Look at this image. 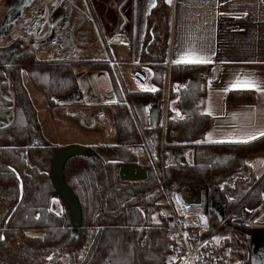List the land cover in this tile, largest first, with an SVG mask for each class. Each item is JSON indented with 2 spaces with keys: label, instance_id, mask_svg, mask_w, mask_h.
<instances>
[{
  "label": "trees",
  "instance_id": "1",
  "mask_svg": "<svg viewBox=\"0 0 264 264\" xmlns=\"http://www.w3.org/2000/svg\"><path fill=\"white\" fill-rule=\"evenodd\" d=\"M167 8L160 1L151 11L141 54V62L152 69L155 90L131 92L124 86L128 105L115 108L116 155H104L100 144L92 155L75 157L65 166V182L83 213L78 237L72 236L71 215L61 201L56 210L57 191L47 174L61 147L44 136L23 82L24 73L33 77L49 105L56 106V99L79 90L76 64L41 61L28 50L0 48V264H54L64 254L71 256L73 264H165L176 236L172 216L160 223L153 221L162 206L161 186L168 197L184 187L203 186L210 201L219 199L221 212L210 209L208 225L195 228L202 230L203 236L219 228L225 218L233 231H251L242 210L255 215L264 207V178L250 177L247 159L264 153V136L247 143H204L213 126L212 118L202 111L207 92L205 72L194 64H166L170 35ZM80 36L77 41L82 44L87 36ZM166 93L174 101L175 111L169 108L159 113L162 116L168 111L165 127L170 130L171 142L166 140L167 130L159 125V117L152 126L148 109L162 103ZM122 99L124 102L123 95ZM226 102L251 105L255 94L231 91ZM142 139L149 145L160 183L149 163L147 180L121 179V167L136 164ZM188 150L191 155L185 164L171 160V152ZM238 178H244L248 186L241 195L236 194L239 187L234 185Z\"/></svg>",
  "mask_w": 264,
  "mask_h": 264
},
{
  "label": "crops",
  "instance_id": "2",
  "mask_svg": "<svg viewBox=\"0 0 264 264\" xmlns=\"http://www.w3.org/2000/svg\"><path fill=\"white\" fill-rule=\"evenodd\" d=\"M160 1L168 7L170 35L166 64H194L205 72L207 92L202 111L212 118L213 126L206 133L204 143H247L263 137L264 0H129L134 18H130L129 27L114 32L108 40L115 55L113 60L109 57V62L114 70H119L122 83L131 92L155 90L151 83L152 69L141 62V54L149 15ZM197 57L208 62L177 63ZM245 82L255 87L249 88ZM243 90L254 92L253 104H227L229 92ZM163 99V108L169 110L165 106L169 101L168 93ZM170 102L175 111L174 101ZM167 113L165 111L159 121L165 131ZM182 152L185 161L188 160L191 150ZM177 153H170L172 161H176ZM260 173L259 178L264 176V170ZM168 200L164 198L162 206L171 205L173 217L180 219L185 227L205 228L208 225L211 208L207 188L184 187L173 200ZM244 213L251 231H235L242 239L240 246H233L229 238L223 240L246 264H264V207L258 208L255 215L247 210ZM223 221L220 227L227 226ZM252 234L254 241L250 238Z\"/></svg>",
  "mask_w": 264,
  "mask_h": 264
},
{
  "label": "rangeland",
  "instance_id": "3",
  "mask_svg": "<svg viewBox=\"0 0 264 264\" xmlns=\"http://www.w3.org/2000/svg\"><path fill=\"white\" fill-rule=\"evenodd\" d=\"M7 1L8 0H4V3ZM66 1L67 0H38L39 3L37 5H34V13L26 12L22 13L21 15L16 14L19 19H17L18 17L16 18L14 13H12L11 15L15 17L16 20L12 21L8 25L10 27L7 28L4 33L0 32V34H2V37L0 38V48L6 45L14 48L16 42L24 43L32 39L33 48L31 49L33 50V52H35L39 60L68 61L73 63L74 65H77L74 66V70L77 73L78 77L80 76L82 78H86V76L90 75L96 79L102 78L105 80V75L103 73L105 72V69H113V66H111L109 62V57L112 60L115 59V55L111 51L112 46L109 45L108 39H111L114 32L120 29L123 30V28H125L126 26L129 27V20L133 16L131 15V12L133 14L134 9H132L129 0H90L89 4L87 5L81 3L80 0ZM122 2L123 4H121ZM54 5H58V7H64L66 9L68 8L67 19L69 20V23H71L72 21L70 26L66 25L65 27V24H59L57 28H46L44 18L45 14L47 13V7L49 9H52V6ZM6 8L7 7L5 6V4L0 5V18H2L3 16H7L8 12L3 13ZM96 12L98 13V15L96 14ZM40 15L42 16L40 17ZM98 23L100 27L98 26ZM76 34L77 36L78 34L79 36L81 35L80 37H84L85 35L87 36V38H85V42L82 43L83 45L76 40ZM108 66H110L111 68H109ZM114 73V78L117 73V76L119 77V79H121L120 74L117 72V69L116 71H114ZM23 82L29 92L33 104L37 109L41 129L48 142L55 144L58 147H64L70 144H85L87 146H90L97 145L99 143H109L105 144L107 147L102 150H104V155L107 154L109 157H111L110 154L115 152L114 147L109 146L113 145L112 143L114 142V107L107 108V110L109 111L108 114L110 115L108 117H110L111 121H109L107 115L104 118L105 120H107V124L110 122L111 124L105 125L103 122H101L102 120L98 118L95 120L96 125L98 126L96 129L84 130L82 127V123L78 119H73L69 116L70 114L76 113L79 110L78 105L57 104L56 106H50L45 93L37 87L33 77H28L27 73H24ZM79 82L80 89H82L85 83L84 81H81V78ZM10 96H12L11 93ZM166 103L167 104L165 106L171 109L173 108V104L172 102H170V99L169 101H166ZM148 109L152 126H155V124L157 123L158 115L157 109L155 106H150L148 107ZM82 110L85 113L86 119L90 121L91 116L89 117L90 113L88 109L85 108ZM93 123L94 122H92V124ZM115 155L116 153H114V156ZM189 162L191 163L192 160L190 159ZM247 163H249L253 167V173L252 175H250V177L259 178L261 176L260 172L264 170V153L250 156L247 159ZM255 181L256 180H253L252 182ZM245 182L244 178H238L235 181L234 185H237V188L239 187V190L238 192H236V194L241 195L248 188V186L244 184ZM260 185L261 183H259L257 187H259ZM199 191L201 192V190ZM254 191L255 189L253 190V192ZM177 192L170 195V197H167V199L173 200ZM164 202L165 201L163 193V198L159 201V204L162 205L164 204ZM60 208V205L56 203V210H59ZM210 208L220 212L222 206L219 199L211 200ZM245 210L247 209L244 208L242 210L244 222L248 219L247 217H245ZM171 216L173 217L172 206L163 205L158 208L157 212L153 215V221L155 223H160L162 218ZM226 221L227 219L225 218L223 222ZM227 224L228 223H226L225 225ZM189 229L193 235H202V230H195V228L193 227L188 228V230ZM194 230L197 232H194ZM239 236L240 235L235 231L233 232L228 224L227 226L219 227L217 228V230H215L214 240L221 241L225 238H229L231 239V243L233 244V246H240L239 240L242 239ZM244 255L245 257H248L246 254ZM167 257L168 254L165 258V264L167 262ZM71 263L73 264V261L69 254H64L61 257L56 258L54 262V264Z\"/></svg>",
  "mask_w": 264,
  "mask_h": 264
},
{
  "label": "flooded vegetation",
  "instance_id": "4",
  "mask_svg": "<svg viewBox=\"0 0 264 264\" xmlns=\"http://www.w3.org/2000/svg\"><path fill=\"white\" fill-rule=\"evenodd\" d=\"M89 1L90 0H80V2L85 4V5L89 4ZM38 3H39L38 0H8L5 3H4V0H0V5L5 4V6L7 7L3 13L8 12L6 17L3 16L2 18H0L1 19V21H0V32L4 33V31L10 27L8 25L12 21L16 20L15 17H13L11 15L12 13H14L16 18L18 17L17 15H21L22 13H26V12L34 13V10H33L34 5H37ZM52 7H53L52 9H49L47 7V13L45 14L44 20H45L46 28L47 29L57 28L59 24H65V27H66V25L70 26L72 21H71V23H69V20L67 19L68 8L66 9L64 7H58V5L57 6L54 5ZM37 16H39V15H37ZM41 16L42 15H40V17ZM17 19H19V17ZM1 37H2V34H0V38ZM76 40H77V34H76ZM32 42H33L32 39L28 40L24 43L16 42L15 43L16 45L14 48H11V46L9 47V45H6V46L9 47L11 50H15V51H17V50H28L29 52L33 53L34 56L38 59L35 52H33V50L31 49V48H33ZM6 46H3V47H6ZM52 61H54V60H52ZM106 63H108V62H106ZM79 64H80V62H79ZM111 66H113V65H111ZM108 67L111 68L110 66H108ZM114 71H116V70H114V69L111 70V69L106 68L105 72H103L105 75V80L102 78L96 79L90 75L86 76V78H82L80 76L78 77L79 81L81 78V81H84L85 84L83 85V88L80 89V82H79V90L77 92L81 95V100L78 102H75L73 104H69V105H78L79 110L76 113H73V114H76L75 116H71L72 114H70L69 116L72 117L73 119H78L82 123V127L84 130L85 129L86 130L96 129L98 126L96 125L95 120L98 118H100L102 120L101 122H103L106 125L107 120H105L104 118L106 115H107V117L110 116L108 114L109 111L107 110V108H109V107L116 108L117 106L120 107V106H123L124 103L128 105L127 98L125 95V90H124V84L122 83V80L119 79V77L117 76V73H116L115 78H114V76H113V74H115ZM100 72H102V71H100ZM126 89L128 91H130L127 87H126ZM122 95L124 97V102L122 99ZM160 103L158 105H155V107L157 109V113H158L157 120L159 117V121L161 118H163V113L161 116V114L159 112L160 111L162 112V109H164L163 108V100H162V103L161 104ZM85 108H87L89 113H90L89 114V117L91 116L90 121H88L86 119L85 113L82 110ZM108 119H109V121H111L110 117H108ZM92 122H94V123L92 124ZM109 124H111V122L108 123L107 125H109ZM113 134H114V131H113ZM153 138H154L153 136L150 137V143L151 144H154V142H155V140ZM100 144L102 145V143H99L97 145H90V146H87L85 144H79V145L87 147L88 150H90L89 153L86 155H92L94 149H97L101 146ZM103 144H104L103 149H105L107 147L105 144H109V143H103ZM112 144L113 145H109V146L114 147V142ZM136 156H137L136 164H125L122 167H124V166H135L137 168L144 169L146 171V179H144V180H147V178L149 176L147 163H149L152 170H153V173L155 174L157 180L160 183L161 182L160 181V173H159V171L156 167V164L154 162V159L151 155V150L149 148V145L147 144V142L144 139H142V146L136 150ZM125 177H127V178L144 177V174L139 173L136 176L128 174V175H125ZM144 180H140V181H144ZM124 181H126V180H124ZM161 189L165 195V191H164L162 186H161ZM57 203L59 204L58 201H57ZM59 205L61 207V204H59Z\"/></svg>",
  "mask_w": 264,
  "mask_h": 264
},
{
  "label": "water",
  "instance_id": "5",
  "mask_svg": "<svg viewBox=\"0 0 264 264\" xmlns=\"http://www.w3.org/2000/svg\"><path fill=\"white\" fill-rule=\"evenodd\" d=\"M81 100V95L76 92L69 97L56 99L57 104L66 105L73 104ZM72 114L71 116H75ZM167 142L170 140V130L166 134ZM173 143V142H172ZM29 148L27 149L28 152ZM87 147H84L79 144H70L68 146L61 147L53 156L51 161L50 171L47 173L51 178L54 188L57 191V195L54 196V200L61 201L62 205L69 211L71 215V227H72V236L78 237L83 221V213L81 205L76 198L75 194L69 188L65 182L64 178V169L69 160L89 153ZM176 162L180 164H185L184 153L182 151L177 153ZM143 173L144 177H132L127 178L125 175H137ZM120 176L123 180L126 181H140L146 179V171L135 166H124L120 170ZM173 219H171V222ZM251 241H254L255 235H250Z\"/></svg>",
  "mask_w": 264,
  "mask_h": 264
},
{
  "label": "built area",
  "instance_id": "6",
  "mask_svg": "<svg viewBox=\"0 0 264 264\" xmlns=\"http://www.w3.org/2000/svg\"><path fill=\"white\" fill-rule=\"evenodd\" d=\"M167 199V194L164 195ZM175 244L171 247L166 264H246L224 240H214L215 231L209 235H193L176 217Z\"/></svg>",
  "mask_w": 264,
  "mask_h": 264
},
{
  "label": "snow or ice",
  "instance_id": "7",
  "mask_svg": "<svg viewBox=\"0 0 264 264\" xmlns=\"http://www.w3.org/2000/svg\"><path fill=\"white\" fill-rule=\"evenodd\" d=\"M181 62H187V63H207L208 61L202 58H195L192 60H186V61H177V63H181ZM246 86L251 88V87H255L254 84H252L251 82H245Z\"/></svg>",
  "mask_w": 264,
  "mask_h": 264
}]
</instances>
